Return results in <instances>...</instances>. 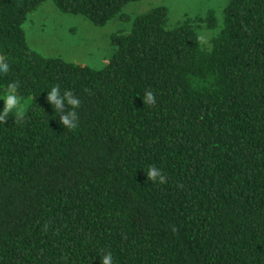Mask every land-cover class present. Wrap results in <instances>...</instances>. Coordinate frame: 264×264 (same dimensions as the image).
<instances>
[{
    "label": "trees",
    "instance_id": "trees-1",
    "mask_svg": "<svg viewBox=\"0 0 264 264\" xmlns=\"http://www.w3.org/2000/svg\"><path fill=\"white\" fill-rule=\"evenodd\" d=\"M139 1L0 0L13 61L0 84L33 96L22 121L0 123V264L106 251L114 264H264V0H227L209 50L153 7L110 36L101 68L44 56L23 31L46 2L102 27ZM54 84L80 98L74 131L46 102Z\"/></svg>",
    "mask_w": 264,
    "mask_h": 264
},
{
    "label": "rangeland",
    "instance_id": "rangeland-1",
    "mask_svg": "<svg viewBox=\"0 0 264 264\" xmlns=\"http://www.w3.org/2000/svg\"><path fill=\"white\" fill-rule=\"evenodd\" d=\"M227 0H140L124 7L121 13L102 27L94 26L82 16L62 14L46 2L30 14L23 23L28 45L47 57H59L68 62L101 68L110 57V36L129 31L131 20L147 10L164 5L168 8V24L185 22L200 38L203 50H209L221 24V10ZM212 11L215 25H208ZM123 16H125L123 18Z\"/></svg>",
    "mask_w": 264,
    "mask_h": 264
},
{
    "label": "clouds",
    "instance_id": "clouds-1",
    "mask_svg": "<svg viewBox=\"0 0 264 264\" xmlns=\"http://www.w3.org/2000/svg\"><path fill=\"white\" fill-rule=\"evenodd\" d=\"M13 63L8 57H0V77L6 76ZM46 102L51 106L53 112H58L59 123L64 130L74 131L78 128L77 110L80 107V98L74 95L71 90H62L59 84L50 85L45 95ZM142 102L147 105H154L156 96L151 90L143 94ZM33 104L31 94L24 96L19 93L17 81H8L0 84V123H5L10 117L16 122L23 120L29 107ZM146 179L151 182L164 183L165 175L161 169L149 165L146 169ZM99 264H114L113 253L106 251L98 254Z\"/></svg>",
    "mask_w": 264,
    "mask_h": 264
}]
</instances>
